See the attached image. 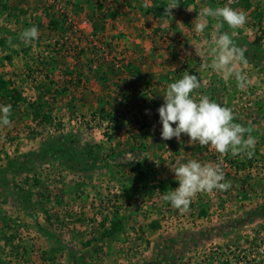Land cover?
<instances>
[{
  "label": "rangeland",
  "instance_id": "obj_1",
  "mask_svg": "<svg viewBox=\"0 0 264 264\" xmlns=\"http://www.w3.org/2000/svg\"><path fill=\"white\" fill-rule=\"evenodd\" d=\"M211 1L247 13L221 29L244 49L243 89L206 66L215 21L199 34L192 22L207 0L165 20L152 0H0V78L23 97L0 125V264H264V0ZM185 71L201 83L192 95L231 108L255 144L252 158L224 155L229 190L181 212L163 200L178 187L167 165L221 159L161 138L162 95ZM110 220L119 229L102 239L93 228Z\"/></svg>",
  "mask_w": 264,
  "mask_h": 264
},
{
  "label": "clouds",
  "instance_id": "obj_2",
  "mask_svg": "<svg viewBox=\"0 0 264 264\" xmlns=\"http://www.w3.org/2000/svg\"><path fill=\"white\" fill-rule=\"evenodd\" d=\"M179 4L176 0L164 6L165 16L172 17V10ZM144 7H148L147 4ZM193 11L192 7H187ZM208 18L215 21V29L211 40L205 41V53L210 57L206 66L221 74L224 79L235 78L237 87L243 89L248 83L247 74L237 70V62L246 64L244 49L236 45L228 31H221L225 24L229 29H237L247 22V13L238 11L227 4L215 8L204 6L192 22L196 33H203L207 27ZM39 30L36 26L25 28L19 34V39L25 44H31L38 39ZM11 43V41H9ZM201 83L197 75H190L188 71L181 74L175 82L167 84L163 96V104L157 109L162 124V140L186 135L190 146H211L221 157L219 162L201 163L196 159L182 162L177 158L168 166L178 181V187L168 191L163 200L181 212H187L192 201L198 194L212 193L214 190L227 191L232 187L231 181H225L223 171V157L231 153L233 157L247 154L252 158L255 138L251 136L252 129L235 123V114L231 108L222 106L207 95L193 96L192 93L200 89ZM148 110H146V113ZM11 105H0V125L11 124ZM175 125V127H173ZM247 134V138H245Z\"/></svg>",
  "mask_w": 264,
  "mask_h": 264
},
{
  "label": "trees",
  "instance_id": "obj_3",
  "mask_svg": "<svg viewBox=\"0 0 264 264\" xmlns=\"http://www.w3.org/2000/svg\"><path fill=\"white\" fill-rule=\"evenodd\" d=\"M152 1H153V4L151 7V11H152L153 18L156 20L167 19L168 16L163 15L165 3L160 0H152ZM181 1L182 0H176V3L180 5ZM207 2H208L209 7H213L211 0H207ZM101 6L102 4L99 6L98 9H100ZM22 99L23 97L19 92H17L16 90H9L6 82H4L3 79L0 78V104L4 105L6 103H9L10 101L13 105L16 106V104L23 102ZM31 106H33V104H31ZM91 159L93 161L98 160L96 156H91ZM203 209L204 207L200 206L201 215L205 214V211ZM93 229L94 231H103L102 239H105L106 237L112 236L115 233V231L119 229V227L116 221L110 220L108 221V226H106L105 224L99 223V224H96L95 228ZM106 233L108 234L106 235ZM83 260H84V257L83 255L80 254V256H78L77 258H74V262H72V264H81ZM221 264H228V262L225 261V262H222Z\"/></svg>",
  "mask_w": 264,
  "mask_h": 264
},
{
  "label": "built area",
  "instance_id": "obj_4",
  "mask_svg": "<svg viewBox=\"0 0 264 264\" xmlns=\"http://www.w3.org/2000/svg\"><path fill=\"white\" fill-rule=\"evenodd\" d=\"M57 9L59 11H61L62 13H65V8L64 7H62V6L59 5V7ZM66 15L68 16V18L71 17V14L70 13H66ZM84 25H86V24L84 23ZM84 27H86V26H84Z\"/></svg>",
  "mask_w": 264,
  "mask_h": 264
}]
</instances>
